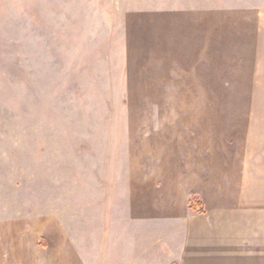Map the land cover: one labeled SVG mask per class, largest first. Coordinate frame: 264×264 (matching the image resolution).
Returning a JSON list of instances; mask_svg holds the SVG:
<instances>
[{
  "label": "rangeland",
  "instance_id": "1",
  "mask_svg": "<svg viewBox=\"0 0 264 264\" xmlns=\"http://www.w3.org/2000/svg\"><path fill=\"white\" fill-rule=\"evenodd\" d=\"M242 137H264V0H0V264L165 261L178 173Z\"/></svg>",
  "mask_w": 264,
  "mask_h": 264
},
{
  "label": "crops",
  "instance_id": "2",
  "mask_svg": "<svg viewBox=\"0 0 264 264\" xmlns=\"http://www.w3.org/2000/svg\"><path fill=\"white\" fill-rule=\"evenodd\" d=\"M227 138V142L236 141ZM242 138L241 149H226L219 156L222 161H212V156L203 164L191 160L187 170L183 166L178 173L189 174L182 176L188 185L182 204L183 228L171 234L169 256L159 264H264V137ZM190 153L191 159L201 154L194 149ZM192 194L201 198L204 214L188 209ZM130 231L128 240L133 236ZM252 244L261 247L262 261L231 255L232 248L248 250ZM203 250L208 258L200 256ZM115 264L156 263L148 257L142 262L131 257Z\"/></svg>",
  "mask_w": 264,
  "mask_h": 264
},
{
  "label": "trees",
  "instance_id": "3",
  "mask_svg": "<svg viewBox=\"0 0 264 264\" xmlns=\"http://www.w3.org/2000/svg\"><path fill=\"white\" fill-rule=\"evenodd\" d=\"M188 209L192 212H195L197 214H204V207L200 199L196 196H192L188 200ZM176 264V263H173Z\"/></svg>",
  "mask_w": 264,
  "mask_h": 264
}]
</instances>
